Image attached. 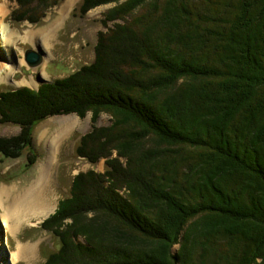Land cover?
<instances>
[{
	"label": "trees",
	"instance_id": "obj_1",
	"mask_svg": "<svg viewBox=\"0 0 264 264\" xmlns=\"http://www.w3.org/2000/svg\"><path fill=\"white\" fill-rule=\"evenodd\" d=\"M16 1L28 12L17 22L30 23L41 15L32 3H49ZM106 3L117 5L101 22L114 25L90 64L35 92L0 91V124L20 128L0 138L4 158L29 148L45 117L93 112L73 154L104 170L75 175L40 223L58 245L44 264H264V0H80L77 10ZM100 111L111 126L95 128Z\"/></svg>",
	"mask_w": 264,
	"mask_h": 264
},
{
	"label": "rangeland",
	"instance_id": "obj_2",
	"mask_svg": "<svg viewBox=\"0 0 264 264\" xmlns=\"http://www.w3.org/2000/svg\"><path fill=\"white\" fill-rule=\"evenodd\" d=\"M48 2L44 3L43 7L39 1L32 3L33 6L41 8L39 11L41 15L37 23H30L25 19L17 22L22 11L28 13L26 6H21L16 0H0V27H3L7 38L5 42L3 40L4 43L0 40V67H3L2 70L0 69V91L26 87L35 92L40 83H51L53 80L67 78L83 65L93 61L98 35L105 33L114 25L112 22L109 23L107 18L101 21L107 11L117 4H101L81 16L77 10L80 0H57L56 3L49 0ZM50 3L55 5L48 6ZM150 5L144 3L140 10L138 9L139 14H145L144 10ZM126 21L128 20L125 19L124 24ZM42 30H48L49 35L31 36ZM29 49L43 57L41 65L35 69H29L25 65L24 54ZM9 66L14 68L13 73ZM92 115L93 112L87 111L82 118L75 114L45 117L32 127L31 145L29 148L21 149L18 158L9 159L0 155V183L15 182L16 190L11 191V188L7 190L9 197L28 188L31 191L39 175L47 172V183H44L43 190L41 188L39 193H41L40 201L48 203L50 208L49 212L41 217L26 213L19 225L17 221L16 224L11 220L12 230L0 224V264H12L10 258L16 252L18 245L30 243L34 249L30 259H19L16 264H44L49 253L57 249L55 238L48 231L41 230L40 223L55 211L59 200L68 196V189L75 175L85 173L89 169L95 173H102L104 170V159L99 160L95 165H90L73 154L80 137L91 131ZM96 115L94 120L96 129L111 126V118L106 111H100ZM67 124L70 125L68 129L57 132ZM19 131L20 128L15 124H0V138L8 139L17 135ZM101 141L100 139L96 144L103 143ZM108 148L110 150L111 147ZM111 154L109 157L115 158V153ZM28 158H32V165H29L31 160ZM4 164L9 167L6 172L1 170ZM178 165L183 166V163ZM175 166L171 170L176 171ZM179 170L180 168L177 169ZM37 172L36 179L29 187L24 188L25 181L28 183V179ZM30 195L27 196L28 199H31ZM5 204L7 203L4 202ZM2 212L3 207L0 205V213ZM62 223L75 225L70 219ZM73 232L77 230L74 228ZM178 248V243L173 245L172 254H175Z\"/></svg>",
	"mask_w": 264,
	"mask_h": 264
},
{
	"label": "bare ground",
	"instance_id": "obj_3",
	"mask_svg": "<svg viewBox=\"0 0 264 264\" xmlns=\"http://www.w3.org/2000/svg\"><path fill=\"white\" fill-rule=\"evenodd\" d=\"M49 31H40L37 33L32 34L31 36H48ZM0 40H4V42L7 40L6 35L4 34L3 27H0ZM3 42V43H4ZM5 67V66H4ZM10 68V71L13 73V67ZM2 70L3 67H0ZM70 125H66L65 127H61L57 132H62L63 130H66L69 128ZM50 146V144H49ZM51 150V149H50ZM53 150V149H52ZM49 158L47 159V164L49 165ZM47 172H43L39 175L37 180L33 184V188L31 191L30 188L27 190H23L19 193H17L14 196H8V191L4 188H0V205L3 207V212L0 213L1 220L0 224L8 229L12 230L13 225H11L10 221L14 220V223L19 225L21 221H23L24 216H26V213H32L33 215H38L39 217L46 215L50 208L48 203L46 204L43 201H40L41 199V193H39L40 189L44 187V183H47L46 177ZM48 176V175H47ZM30 195L31 199H28L27 196ZM4 197L5 199H2ZM38 201V202H37ZM4 202L7 204L4 205ZM37 216V217H38ZM30 217V216H29ZM17 221V222H16ZM5 238V237H4ZM5 243V242H4ZM33 245L30 243L18 245L16 248V252L12 254L10 258V262L12 264H16V262L19 259H30L32 252H33Z\"/></svg>",
	"mask_w": 264,
	"mask_h": 264
},
{
	"label": "water",
	"instance_id": "obj_4",
	"mask_svg": "<svg viewBox=\"0 0 264 264\" xmlns=\"http://www.w3.org/2000/svg\"><path fill=\"white\" fill-rule=\"evenodd\" d=\"M24 59H25V65L29 69H35L39 67L43 61L42 55L31 49L26 51V53L24 54Z\"/></svg>",
	"mask_w": 264,
	"mask_h": 264
},
{
	"label": "crops",
	"instance_id": "obj_5",
	"mask_svg": "<svg viewBox=\"0 0 264 264\" xmlns=\"http://www.w3.org/2000/svg\"><path fill=\"white\" fill-rule=\"evenodd\" d=\"M5 166H4V168L3 169H1L3 172H6V171H8V165L7 164H4ZM37 175H38V172L36 173V174H34L33 176H31L29 179H28V183H27V181H25V186H24V188H27V187H29V185L36 179V177H37ZM15 182H12V184H9V183H0V188H5L6 190H8V188H11L12 190L11 191H15L16 190V187H15ZM23 190V189H22ZM36 216V215H35Z\"/></svg>",
	"mask_w": 264,
	"mask_h": 264
}]
</instances>
